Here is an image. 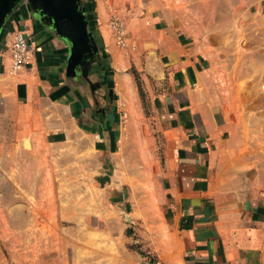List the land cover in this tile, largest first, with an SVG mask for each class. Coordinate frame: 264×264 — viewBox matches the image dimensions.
Masks as SVG:
<instances>
[{
  "label": "rangeland",
  "instance_id": "374dc122",
  "mask_svg": "<svg viewBox=\"0 0 264 264\" xmlns=\"http://www.w3.org/2000/svg\"><path fill=\"white\" fill-rule=\"evenodd\" d=\"M96 2L104 34L120 54L129 52L127 74L142 93L133 98L125 83L117 87L120 129L104 151L90 115L81 128L67 120L69 135L55 136L16 97L15 75L0 68V264H141L143 255L152 257L163 160L142 73L164 35L185 38L194 56H204L218 107L240 121L237 140L264 159V0ZM114 23L124 29L123 43ZM7 32L3 51L18 33ZM99 78L94 71L91 79ZM41 107L47 118L55 115V106Z\"/></svg>",
  "mask_w": 264,
  "mask_h": 264
},
{
  "label": "crops",
  "instance_id": "0c3cea01",
  "mask_svg": "<svg viewBox=\"0 0 264 264\" xmlns=\"http://www.w3.org/2000/svg\"><path fill=\"white\" fill-rule=\"evenodd\" d=\"M87 5L88 31L97 48L88 77L68 70L70 42L42 21L27 1L7 17L0 44L6 31L9 36L22 33L33 46L32 58L13 71L9 51L0 47V68L15 75L16 97L55 127V136L69 135L67 120L81 128L82 118L90 115L95 142L106 151L114 144L122 119L117 87L125 83L126 94L133 98L139 88L127 74L129 52L120 54L104 34L101 4L93 0ZM184 42L176 34L158 39L156 60L149 56L142 73L163 160L159 229L148 254L163 264H264V159L258 160L251 146L237 140L240 121L218 107L211 84L205 81L204 56L201 60L194 56ZM94 71L100 76L96 81L91 79ZM112 98L116 103L110 102ZM40 104L55 106V115L47 118ZM143 256L141 264H150Z\"/></svg>",
  "mask_w": 264,
  "mask_h": 264
},
{
  "label": "water",
  "instance_id": "95a60500",
  "mask_svg": "<svg viewBox=\"0 0 264 264\" xmlns=\"http://www.w3.org/2000/svg\"><path fill=\"white\" fill-rule=\"evenodd\" d=\"M35 14L53 27L70 42L69 71L81 66L84 76L88 77L89 68L95 60L97 48L93 45L92 33L88 31L85 8L79 10L77 0H27ZM22 0H0V31L7 17Z\"/></svg>",
  "mask_w": 264,
  "mask_h": 264
},
{
  "label": "built area",
  "instance_id": "2783aa9c",
  "mask_svg": "<svg viewBox=\"0 0 264 264\" xmlns=\"http://www.w3.org/2000/svg\"><path fill=\"white\" fill-rule=\"evenodd\" d=\"M114 29L117 32V37L121 43L124 41V29L120 24L114 23ZM34 49L29 41L22 33H17L10 45L9 54L11 57V68L13 71H18L26 66L32 58ZM150 264H163L155 257H148Z\"/></svg>",
  "mask_w": 264,
  "mask_h": 264
},
{
  "label": "flooded vegetation",
  "instance_id": "af4514ba",
  "mask_svg": "<svg viewBox=\"0 0 264 264\" xmlns=\"http://www.w3.org/2000/svg\"><path fill=\"white\" fill-rule=\"evenodd\" d=\"M22 1H27V0H22ZM28 2V1H27ZM78 4H79V10H83L86 7V1L85 0H77ZM29 3V2H28ZM30 4V3H29ZM80 67V68H79ZM76 70L78 74H80L81 76L84 75L82 67L81 66H76ZM93 86V88H92ZM91 88L93 90V93H95L96 89H95V85H92Z\"/></svg>",
  "mask_w": 264,
  "mask_h": 264
},
{
  "label": "trees",
  "instance_id": "16d2710c",
  "mask_svg": "<svg viewBox=\"0 0 264 264\" xmlns=\"http://www.w3.org/2000/svg\"><path fill=\"white\" fill-rule=\"evenodd\" d=\"M136 82H137V85H138V88H139V92L141 94L142 93L141 92V84H140L139 79L137 77H136Z\"/></svg>",
  "mask_w": 264,
  "mask_h": 264
}]
</instances>
